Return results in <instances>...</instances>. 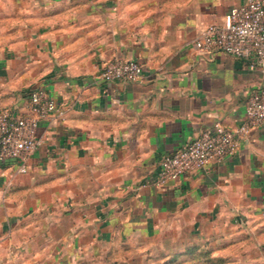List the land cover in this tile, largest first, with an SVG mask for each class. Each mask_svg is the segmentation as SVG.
<instances>
[{"label": "crops", "instance_id": "0c3cea01", "mask_svg": "<svg viewBox=\"0 0 264 264\" xmlns=\"http://www.w3.org/2000/svg\"><path fill=\"white\" fill-rule=\"evenodd\" d=\"M244 1L0 0V103L21 112L37 88L57 103L25 172L0 159L2 249L79 264L96 244L264 218V121L222 161L156 184L165 154L237 126L264 85V66L192 44ZM114 57L140 61L141 77L102 80Z\"/></svg>", "mask_w": 264, "mask_h": 264}, {"label": "built area", "instance_id": "2783aa9c", "mask_svg": "<svg viewBox=\"0 0 264 264\" xmlns=\"http://www.w3.org/2000/svg\"><path fill=\"white\" fill-rule=\"evenodd\" d=\"M202 52L220 50L249 60L251 66H264V0H245L232 6L222 22L207 24L192 42ZM143 65L136 59L114 57L103 65L104 81L141 77ZM57 109L56 101L44 88L31 90L21 112L0 103V159H15L18 171L27 170L26 160L42 139L37 126ZM264 121V85L250 89L244 100V117L235 127L216 123L202 129L184 146L163 156L156 184L165 185L179 176L222 161L232 154L251 128Z\"/></svg>", "mask_w": 264, "mask_h": 264}, {"label": "rangeland", "instance_id": "374dc122", "mask_svg": "<svg viewBox=\"0 0 264 264\" xmlns=\"http://www.w3.org/2000/svg\"><path fill=\"white\" fill-rule=\"evenodd\" d=\"M262 223L264 218L234 223L223 219L199 236H183L184 231L174 229L155 236L139 235L122 243L96 244L88 260L85 257L79 264H264ZM24 256L0 247V264H29L30 255L19 261Z\"/></svg>", "mask_w": 264, "mask_h": 264}]
</instances>
